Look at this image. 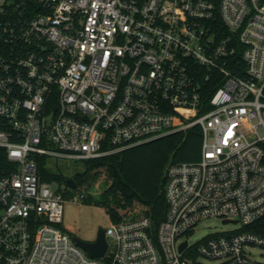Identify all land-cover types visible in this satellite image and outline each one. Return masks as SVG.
<instances>
[{"label": "built area", "instance_id": "obj_1", "mask_svg": "<svg viewBox=\"0 0 264 264\" xmlns=\"http://www.w3.org/2000/svg\"><path fill=\"white\" fill-rule=\"evenodd\" d=\"M195 126L201 155L166 165L159 224L112 223L103 257L60 227L66 191L42 178L47 157L86 161ZM262 131L264 0H5L0 264H264L250 251L264 248ZM212 217L247 229L193 249Z\"/></svg>", "mask_w": 264, "mask_h": 264}, {"label": "trees", "instance_id": "obj_2", "mask_svg": "<svg viewBox=\"0 0 264 264\" xmlns=\"http://www.w3.org/2000/svg\"><path fill=\"white\" fill-rule=\"evenodd\" d=\"M202 138L200 126L186 132L172 133L118 153L86 160L84 172L71 178L76 181L75 188L81 194H84L83 190L89 187L91 181L100 178L108 181L103 200L96 203L106 209L112 223L150 216L155 224H159L168 208L165 198V167L171 160L184 162L199 159ZM262 146L264 148V143ZM7 163L6 156L0 157L1 169H6ZM41 176L44 180L61 184L68 178L48 171L44 162L41 165ZM258 223L263 227L259 231L264 233V218Z\"/></svg>", "mask_w": 264, "mask_h": 264}, {"label": "rangeland", "instance_id": "obj_3", "mask_svg": "<svg viewBox=\"0 0 264 264\" xmlns=\"http://www.w3.org/2000/svg\"><path fill=\"white\" fill-rule=\"evenodd\" d=\"M5 0H0V5ZM264 135V131H262ZM44 167L52 172L72 177L77 173L84 172L86 165L85 161L71 158H53L47 157ZM107 180L100 178L97 181H91L88 188L84 189L85 196L77 191L78 189L67 186L65 183L56 182L55 188H61L68 191L67 202L64 210V220L60 227L71 235H77L88 238H97L100 228L107 229L111 224V218L106 209L97 204L103 200V193L107 188ZM77 197V199H75ZM111 197V196H110ZM90 198L92 200H90ZM92 201V202H91ZM242 223H223V220L218 217L207 218L203 220L195 229L192 235L187 236L193 249H196L198 243L207 236L216 233H230L241 230H246ZM250 251L253 256L261 262H264V248L254 247ZM205 264H216V261H211L199 258Z\"/></svg>", "mask_w": 264, "mask_h": 264}, {"label": "water", "instance_id": "obj_4", "mask_svg": "<svg viewBox=\"0 0 264 264\" xmlns=\"http://www.w3.org/2000/svg\"><path fill=\"white\" fill-rule=\"evenodd\" d=\"M161 138V137H160ZM158 139V138H157ZM155 140V139H153ZM152 141V140H150ZM149 142V141H147ZM67 185L75 188L76 182L69 178L67 180ZM231 222L229 219L223 220V223H229ZM233 223H237V221H233ZM72 239L74 242L80 246L82 249H84L89 256L91 257H103L108 249L109 243L106 237V229L100 228L98 230L97 238L94 241H89L82 239L81 237L77 235H72ZM187 246V241L183 242L180 246V250L183 251Z\"/></svg>", "mask_w": 264, "mask_h": 264}, {"label": "crops", "instance_id": "obj_5", "mask_svg": "<svg viewBox=\"0 0 264 264\" xmlns=\"http://www.w3.org/2000/svg\"><path fill=\"white\" fill-rule=\"evenodd\" d=\"M79 237H81L82 239H85V240H89V241H94L95 239H96V237H91V238H86V237H82V236H79Z\"/></svg>", "mask_w": 264, "mask_h": 264}, {"label": "flooded vegetation", "instance_id": "obj_6", "mask_svg": "<svg viewBox=\"0 0 264 264\" xmlns=\"http://www.w3.org/2000/svg\"><path fill=\"white\" fill-rule=\"evenodd\" d=\"M69 178H71V177H68L67 179H66V182H65V184L67 185V180L69 179ZM71 179H73V178H71ZM74 180V179H73ZM75 181V180H74ZM76 182V181H75ZM68 186V185H67ZM70 187V186H69Z\"/></svg>", "mask_w": 264, "mask_h": 264}]
</instances>
